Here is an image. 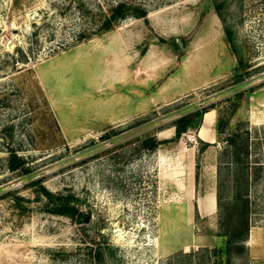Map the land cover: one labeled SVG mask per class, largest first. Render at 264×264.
Listing matches in <instances>:
<instances>
[{
	"label": "rangeland",
	"instance_id": "obj_1",
	"mask_svg": "<svg viewBox=\"0 0 264 264\" xmlns=\"http://www.w3.org/2000/svg\"><path fill=\"white\" fill-rule=\"evenodd\" d=\"M119 2L146 14L99 31ZM217 10L252 72L238 83ZM208 106L214 143L200 150L198 127L174 139ZM230 138H247L245 162ZM245 171L247 252L231 264H264V0H0V264H206L218 208L199 215L193 187L225 206ZM40 185L83 216L46 211Z\"/></svg>",
	"mask_w": 264,
	"mask_h": 264
},
{
	"label": "trees",
	"instance_id": "obj_2",
	"mask_svg": "<svg viewBox=\"0 0 264 264\" xmlns=\"http://www.w3.org/2000/svg\"><path fill=\"white\" fill-rule=\"evenodd\" d=\"M219 7V4H216ZM218 11V16L222 20L223 30L225 34L226 41L230 46L232 53L236 57V69H235V82L242 81L243 79L249 77L252 72L248 70L247 59L240 48V45L236 41L235 31L232 26L226 21L225 17L221 12ZM133 14L137 17L145 16L146 12L143 9L134 8L127 5L125 2H119L115 7L111 9L109 16L105 17L102 26L99 28V31H105L112 27L114 21L119 18L125 17L128 14ZM82 35V34H80ZM242 93L238 92L237 96H240ZM212 109V106H208L200 111H196L189 115H184L178 118L175 123V137L177 139L180 135L185 132L189 127L194 128L196 120L207 110ZM223 128L221 120H218L215 124L216 132H220ZM232 144V160L235 163L242 162V156L247 157L248 154V142L247 138L243 139L241 144H237L235 138H230ZM202 150L209 143L201 141ZM144 146L153 148L154 142L152 139H146L144 141ZM246 159V158H245ZM245 159L243 160L245 162ZM23 161L15 154L12 153L8 160V165L10 169H16L21 167L18 164ZM246 166V165H245ZM242 168V167H241ZM246 168V167H244ZM247 169V168H246ZM24 171H28L24 167ZM243 180L244 184L242 185L241 181ZM239 185H236L233 196L229 200L228 204L223 206L220 202L219 193L217 194V208L219 215V229L217 236L221 238L219 245L214 246L211 249H206L207 252V263L206 264H231L232 259L235 257H240L247 252L245 241L249 235L250 229V203L248 197V173L245 171L244 178L239 180ZM32 184H40V181L35 180L31 182ZM37 195L45 198V208L46 211L66 215L70 218H81L83 214L79 212L77 206L74 204L75 198L72 195H65L61 192L52 193L47 190L44 186H39L36 190ZM95 259H102V250L100 248H95L93 252Z\"/></svg>",
	"mask_w": 264,
	"mask_h": 264
},
{
	"label": "crops",
	"instance_id": "obj_3",
	"mask_svg": "<svg viewBox=\"0 0 264 264\" xmlns=\"http://www.w3.org/2000/svg\"><path fill=\"white\" fill-rule=\"evenodd\" d=\"M208 115V118L206 119ZM215 113L213 109H209L203 113L200 125L198 126V135L199 138L203 141L214 143L216 139V131L214 125ZM205 127V137L200 136L201 129ZM195 187H193L192 202L191 205H194V202L197 205L198 213L201 216H207L212 214L216 209V193L214 189L203 190L202 193L196 195Z\"/></svg>",
	"mask_w": 264,
	"mask_h": 264
},
{
	"label": "water",
	"instance_id": "obj_4",
	"mask_svg": "<svg viewBox=\"0 0 264 264\" xmlns=\"http://www.w3.org/2000/svg\"><path fill=\"white\" fill-rule=\"evenodd\" d=\"M201 118H202V115L199 116V117L197 118L196 123H195V127H198V126H199L200 121H201ZM87 219H88V217L85 216V217L83 218V221L85 222V221H87ZM79 221H80V220H79Z\"/></svg>",
	"mask_w": 264,
	"mask_h": 264
},
{
	"label": "bare ground",
	"instance_id": "obj_5",
	"mask_svg": "<svg viewBox=\"0 0 264 264\" xmlns=\"http://www.w3.org/2000/svg\"><path fill=\"white\" fill-rule=\"evenodd\" d=\"M207 118H208V115H207L206 119H207ZM200 136L205 137V127H203V128L201 129V131H200Z\"/></svg>",
	"mask_w": 264,
	"mask_h": 264
},
{
	"label": "built area",
	"instance_id": "obj_6",
	"mask_svg": "<svg viewBox=\"0 0 264 264\" xmlns=\"http://www.w3.org/2000/svg\"><path fill=\"white\" fill-rule=\"evenodd\" d=\"M191 139H194V136H192V137H188V140H191Z\"/></svg>",
	"mask_w": 264,
	"mask_h": 264
}]
</instances>
